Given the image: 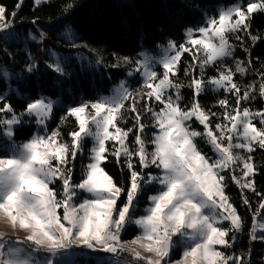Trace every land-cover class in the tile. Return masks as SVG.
Returning a JSON list of instances; mask_svg holds the SVG:
<instances>
[{
  "label": "snow or ice",
  "instance_id": "obj_1",
  "mask_svg": "<svg viewBox=\"0 0 264 264\" xmlns=\"http://www.w3.org/2000/svg\"><path fill=\"white\" fill-rule=\"evenodd\" d=\"M43 2L34 0V5ZM22 3L19 0L10 13L0 5L5 40L15 35L10 30ZM72 7L68 4L66 11ZM257 12H264V0H235L215 15L205 14L199 26L186 28L182 43L169 40L158 57L141 52L135 61L120 58L133 65L127 75H138L141 87L132 89L121 80L109 95L67 107L60 121L72 118L75 123L68 139L59 127H47L56 104L51 97L38 96L17 113L0 92V136L9 141L6 155L0 157V220L13 232L25 233L20 237L0 232V264H173L169 257L177 240L187 243L175 264H248L251 250L246 259L245 254L221 249L233 247L236 233L244 227V218L227 194V179L240 188L242 204L252 214L250 239L264 242V193L255 187L252 156L257 148L264 150V109L245 106L257 94L264 98V66L257 72L258 86L241 85L236 76L252 71L251 60H236L234 68L223 61L234 55L230 36L241 46V33L253 42L259 39L250 31ZM44 35L41 31V41ZM72 35L69 30L65 38ZM29 37L36 40L31 33ZM185 55L189 63L183 70L192 90L188 104L181 95L185 85L176 78ZM34 66L29 63L26 71ZM47 66L65 74L59 58ZM210 66H216L217 73L206 77ZM208 90L230 94L234 104L225 95L213 106L222 112L206 109L199 97ZM25 116L35 119L42 134L16 144V127ZM129 119L132 126L122 127ZM89 139V162L80 182L74 183V161ZM201 141L211 155L201 148ZM110 155L117 163L123 160L126 187L105 170ZM151 168L158 171H145ZM147 186H155V191L138 214L137 201ZM245 190L259 197L255 209ZM129 226L138 234L124 241L122 233Z\"/></svg>",
  "mask_w": 264,
  "mask_h": 264
},
{
  "label": "trees",
  "instance_id": "obj_2",
  "mask_svg": "<svg viewBox=\"0 0 264 264\" xmlns=\"http://www.w3.org/2000/svg\"><path fill=\"white\" fill-rule=\"evenodd\" d=\"M18 2L19 0H0V5L6 6L10 13ZM234 2L235 0H50L35 6L34 0H25L14 22L20 38L5 40L0 34V65L13 73L24 71L27 75L21 82H12L17 91L11 94H7V85L0 80V92L7 97L17 113L22 112L26 104L38 96L51 97L53 101L60 99V105L54 106L48 129L59 127L64 138L68 139L66 134L73 130L75 123L72 118L61 123L60 117L65 114L64 110L82 101H93L108 94L133 66L120 58L128 57L135 61L144 49H156L160 45H167L169 40L182 43L186 28L199 26L205 14L215 15L218 8ZM241 2L247 3L249 0ZM68 4L74 7L66 11ZM33 20L36 21L35 24L32 23ZM68 26L73 31L70 38L74 35L77 37L72 42L65 38ZM41 31L45 33L42 41ZM250 31L259 39L253 42L250 36L241 33L244 36L243 46L236 41L235 36H230L235 49L234 57L223 63L234 68L236 60L245 63L251 60L252 71L246 77L237 74L236 80L241 85L255 82L258 86L260 78L257 72L264 66V12H257L251 17ZM30 33L36 36V40L31 41ZM49 50L62 54L82 52L90 58V65L71 62L64 67L65 74L61 76L47 66L51 61ZM183 61L179 71L181 75L189 63V57L185 55ZM29 63L35 65L31 72L26 71ZM206 72L207 77L216 75L217 67L213 66ZM187 91L185 88L184 93ZM225 95L234 104V98L222 91L205 93L199 97V102L206 109L211 108L219 113L223 110L213 106ZM245 106L252 110L264 109V98L257 94L255 99L245 102ZM33 120L15 131V140L27 141L34 134L37 127ZM256 123L259 127L258 121ZM204 151L209 150L206 148ZM2 156L4 153L0 151V157ZM252 156L257 168L255 187L258 192L264 193V150L257 148ZM103 166L114 180L127 186L128 170L123 160L117 163L116 158L110 155ZM227 185V194L244 218L243 230L228 253L246 256L251 250L248 264H262L264 244L251 240L249 235L252 214L242 204L240 188L231 179H227ZM55 187L59 190L60 183L57 182ZM244 194L255 209L259 197L248 190ZM136 234L135 229L129 228L123 237L131 240ZM179 257L178 252L172 259Z\"/></svg>",
  "mask_w": 264,
  "mask_h": 264
},
{
  "label": "rangeland",
  "instance_id": "obj_3",
  "mask_svg": "<svg viewBox=\"0 0 264 264\" xmlns=\"http://www.w3.org/2000/svg\"><path fill=\"white\" fill-rule=\"evenodd\" d=\"M25 0H23V3H24ZM50 0H46V2H48ZM22 3V4H23ZM45 3V2H43ZM42 4V3H41ZM69 30L71 31V33H73L72 29L70 26H68L67 30H66V33L69 32ZM11 32H14L15 35L9 39V40H16L18 39V37L20 38L17 30L15 28L11 29L10 30ZM65 33V34H66ZM3 37L7 36L8 33H0ZM76 35H74L72 38H67L66 40L68 42H72L76 39ZM31 41H34V40H31ZM231 42V41H230ZM164 46L166 45H160L158 46L156 49H152V50H149V49H144L142 52H146L148 53L149 55H153V56H157L160 54V51H161V48H163ZM235 53V51H234ZM48 54L50 56V63L55 61L57 58H59V61L60 63L66 67L67 64L71 63V62H77L79 64H86V65H90V58L84 54V53H76V54H62V53H59V52H56V51H53V50H49L48 51ZM234 57V55H233ZM233 57H227L225 58L224 61L230 59V58H233ZM223 61V62H224ZM213 66H210L209 68H212ZM207 68L205 70V75L207 77V70L209 69ZM158 72L162 71L161 68L157 67L156 69ZM6 71L8 73V76L5 77L3 75V72ZM198 74V73H196ZM26 72L24 71H20V72H17V73H13L11 71H9L8 69H6L4 66L0 65V80L3 81L6 85H7V94H11L12 92H16L17 89L13 86L12 82L13 81H23L26 77ZM243 77H246V75H244ZM177 80L182 83L183 85H185L182 89H181V95L183 97V103L184 104H188L191 102L192 100V90L190 88L187 87V84L189 82V77L185 76V74L183 73L182 75L177 74ZM122 80H126L127 81V84L130 88L132 89H137V88H140L141 87V84L138 83V81L140 80V77L138 75H134V76H126L124 79ZM118 84V83H117ZM116 84V85H117ZM115 86V85H114ZM113 86V87H114ZM113 87L110 89V92L106 95H109L111 93V90L113 89ZM188 89V91L186 93H184V89ZM208 92H213L211 90H208V91H205L203 94L205 93H208ZM201 94V95H203ZM104 95V96H106ZM200 95V96H201ZM56 102L55 105H60L61 101L60 99L58 100H54ZM153 107H156L155 104L152 105ZM143 109V102H141V110ZM33 118L32 117H28V116H25L23 118V123L18 125L16 127V130L21 128L23 125L29 123V121H32ZM50 121V120H49ZM48 121V123H49ZM33 122L36 124L35 120H33ZM48 123H47V127H48ZM145 123H150V121L148 119L145 120ZM121 126L122 127H131L132 126V121L131 119L128 120L127 124L121 122ZM195 127H199L197 125L194 124ZM258 126V125H257ZM36 131L34 132V134L38 133V132H41V126L37 125L36 124ZM33 134V135H34ZM42 134V132H41ZM151 134H152V130L151 128L147 129L146 130V136L147 137H151ZM30 139V138H29ZM67 139V138H65ZM132 139H134V137L132 138V136L129 137V140L131 141ZM14 140H15V136H14ZM25 142V141H23ZM23 142H19L17 140H15V143L16 144H20V143H23ZM9 144V141L3 137V136H0V151L4 153V156L6 155V148ZM200 146L203 150H205L206 148L209 150L208 151V154L211 155V151L210 149L203 143V141L200 142ZM151 145H149V150H151ZM91 148V140H86L85 141V144H84V151L79 154L76 158V160L74 161V171H73V181L74 183H79L80 182V179H81V176H82V169L87 165V163L89 162V149ZM3 157V156H2ZM139 170V168H138ZM145 171H151L153 172L154 174L158 171L156 170L155 168H151V169H147ZM80 177V178H79ZM155 191V186H147L145 188V190L140 194V197H139V200L137 201V205H138V214L139 212H142L143 209L147 206V202H148V196L153 194ZM84 195H87V194H81V198H83ZM225 227H227V223H225L224 225ZM129 228H133L137 231V234H138V229H136L134 226H129ZM127 231V230H126ZM123 232L122 233V239L124 241H130V240H125L124 239V234L126 233ZM0 232H5L7 233L8 235H14V236H20V237H23L25 235V233L23 231H19V232H13V230L10 228V226H8L4 221L0 220ZM136 234V235H137ZM259 234V233H258ZM240 235V232L239 233H236V240H235V243L237 242V239ZM175 239V238H174ZM255 241H259V242H262L260 240H255ZM186 243L187 242H182L180 240H177V243L174 245L171 253H170V257L169 259L173 262V264H175V262L177 261H180L181 258H182V254H183V250H184V247L186 246ZM234 243V244H235ZM264 244V242H262ZM234 246V245H233ZM232 247L231 248H227V249H221L222 251H225L226 253H228L229 251H231ZM180 254V257L178 259H175L173 260L172 257L175 253H178ZM229 254V253H228ZM238 254V253H237ZM99 255H103V254H99ZM252 262V261H251ZM255 264H258V263H255ZM262 264H264V257H263V260H262Z\"/></svg>",
  "mask_w": 264,
  "mask_h": 264
}]
</instances>
